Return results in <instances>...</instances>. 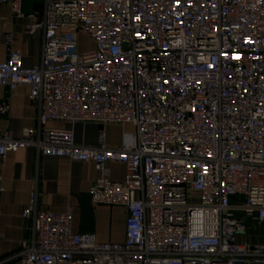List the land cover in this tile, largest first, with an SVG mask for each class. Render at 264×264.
Instances as JSON below:
<instances>
[{
	"label": "built area",
	"instance_id": "2783aa9c",
	"mask_svg": "<svg viewBox=\"0 0 264 264\" xmlns=\"http://www.w3.org/2000/svg\"><path fill=\"white\" fill-rule=\"evenodd\" d=\"M41 1L42 15L0 0V13L10 5L29 35L44 34L40 63L26 66L0 32V88L25 86L39 105L37 127L0 134V157L32 148L93 162V203L128 217L122 243L76 233L71 210L40 208L36 183L22 264H264V244L238 241L264 223V0ZM80 31L92 50L80 51ZM83 121L102 127L96 146L77 143ZM126 123L135 140L110 147L105 128ZM109 162L125 165L123 181Z\"/></svg>",
	"mask_w": 264,
	"mask_h": 264
},
{
	"label": "crops",
	"instance_id": "0c3cea01",
	"mask_svg": "<svg viewBox=\"0 0 264 264\" xmlns=\"http://www.w3.org/2000/svg\"><path fill=\"white\" fill-rule=\"evenodd\" d=\"M26 14L42 15L41 0H24ZM27 18L16 17L10 5L3 6L0 13V32L13 35L12 49L20 51L26 66L40 63L43 53L44 34L27 33ZM9 48L0 46V61L8 57ZM8 100L10 110L0 114V134L12 130L21 136L26 127L39 125V105L30 98V90L21 86L16 90L0 88V102ZM51 129H67L72 126L61 121L45 125ZM77 143L96 146L102 127L95 122H78L73 126ZM135 127L130 124H109L105 128L110 147L135 140ZM108 177L123 181L126 167L121 162H109ZM103 176L93 162L74 161L66 157L39 155L35 149L25 148L0 157V264H22L20 252L23 241L30 237L29 222L23 218L33 187L37 183L41 195L40 208L53 213L71 210L72 229L76 233L94 234L101 242L122 243L126 238L128 213L125 207L95 204L90 190L94 182ZM239 242L264 244V223L249 222L247 231L238 236Z\"/></svg>",
	"mask_w": 264,
	"mask_h": 264
},
{
	"label": "rangeland",
	"instance_id": "374dc122",
	"mask_svg": "<svg viewBox=\"0 0 264 264\" xmlns=\"http://www.w3.org/2000/svg\"><path fill=\"white\" fill-rule=\"evenodd\" d=\"M79 48L82 52L92 50L94 48V41L84 31H80L79 33Z\"/></svg>",
	"mask_w": 264,
	"mask_h": 264
}]
</instances>
